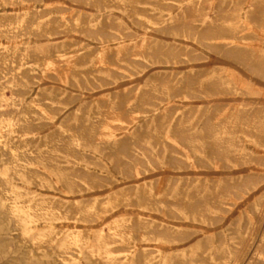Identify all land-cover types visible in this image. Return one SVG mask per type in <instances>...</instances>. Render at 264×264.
Returning a JSON list of instances; mask_svg holds the SVG:
<instances>
[{
    "label": "rangeland",
    "instance_id": "1",
    "mask_svg": "<svg viewBox=\"0 0 264 264\" xmlns=\"http://www.w3.org/2000/svg\"><path fill=\"white\" fill-rule=\"evenodd\" d=\"M0 1L4 13L34 10L42 20L80 16L95 23L85 31L57 32L54 41L45 34L33 42L43 59L70 47L79 48L72 53L77 58L69 60L70 69L53 64L23 74L31 87L18 93L29 104H43L41 110L33 107L38 117L30 145L35 152L45 149L59 129L73 128L82 135L91 127L108 128L112 136L85 135V142L74 147L60 136L52 162L34 167L50 182L28 185L32 194L58 197L70 215L95 205L102 214L92 221V247H98V231L118 221L163 239H136L130 264H143L144 252L154 254L158 248L187 252L180 264H202L198 254L234 250L244 232L240 257H232L230 264H264V149L245 136L251 131L246 125L264 115L262 0H225L220 17L229 23L210 29L204 24L197 33L179 36L170 28L140 25L101 2ZM134 1L160 14L188 7L179 9L174 2L180 0ZM233 4L240 14H231ZM215 11L212 7L211 16ZM119 17L126 24H119ZM92 50L108 66L97 68L91 60L98 57L83 56ZM235 114L238 119L227 122ZM100 115L108 120H98ZM4 160L0 156V165ZM90 259L86 248L82 264H107ZM0 264H42L17 243L1 216Z\"/></svg>",
    "mask_w": 264,
    "mask_h": 264
},
{
    "label": "bare ground",
    "instance_id": "2",
    "mask_svg": "<svg viewBox=\"0 0 264 264\" xmlns=\"http://www.w3.org/2000/svg\"><path fill=\"white\" fill-rule=\"evenodd\" d=\"M224 1L200 0L195 3L192 0L176 1L174 3L179 9L188 5L186 10L181 9L176 14H160L150 5L140 6L134 0H89L87 2L93 6L100 2L102 5L116 6L120 10V14L136 18L140 25L153 29L170 28L179 36L197 33L200 26L204 24H206L207 29H210L217 24L223 26L229 23L230 19L220 17V12L224 10ZM262 3H264V0H262ZM41 5L45 6L44 4ZM233 6L231 14H240L241 10L238 8V4H233ZM212 7L216 9L213 16L210 12ZM118 23L122 26L126 24L120 17ZM94 24L86 22L80 16L63 17L62 21L56 22L52 21L51 17L42 20L34 10H24L20 13L0 12V154L5 155V160L0 165V216L7 223L9 232L17 239V243L23 245L29 256L34 257L38 260V263L42 264H46L48 260H53L56 264H82L83 252L86 248L89 257L95 261L104 259L107 264H114L117 261L127 264L130 261L129 257L136 250L137 245L134 243L136 239H151L156 242L163 240L155 234L137 233L128 226L127 222L120 223L118 221L113 225L106 226V228H101L97 233L98 247H92L90 244L93 234L92 221L94 217H99L102 214L101 211L95 208V205L86 206L70 215L61 201L57 199L58 197L44 194L34 195L27 188L30 184H48L50 182L35 171L34 167L39 163L52 162L51 156L56 153L54 144L60 140V136L66 138L70 147L79 146L82 142H85V135L112 136V131L108 128L97 130L91 127L82 135L77 134L73 128L59 129L58 133L52 135L45 149L43 148L39 152L36 151V153L32 148L33 146L30 145V139L36 136L31 127L38 117L33 107L41 110L43 104L34 99L33 103L29 104L18 93L19 89L25 90L31 87L30 82L23 78V74H34L40 68L50 69L53 64L70 69L72 64L69 60L77 58V55L73 56L72 53L79 48L70 47L54 50L49 53L48 58L43 59L37 56L36 43L33 42L39 38H44L42 36L45 34L47 39L54 41L55 36L58 35L57 32L61 34L77 29L85 31ZM261 24L264 25V18H262ZM119 33L121 34V32ZM81 46L82 49L87 47L84 44ZM91 46L99 45H90L89 47ZM94 53L93 50L86 51L83 56H92L93 58ZM96 57L99 58L98 55ZM34 58H36V63L31 66L30 60ZM91 63L97 68H100L101 65H107L106 60L102 58H99L96 62L91 60ZM18 76L21 79L23 78L20 83L17 81V79H20ZM20 106H23L21 116H16L15 112L19 110ZM238 116V114H235L226 120L233 123L238 119ZM98 120H108V118L100 115ZM222 126V130H224L226 123ZM246 127L249 130L251 129L249 133L245 134L246 138L264 149V140L262 139L264 136V115L253 119ZM72 220H75L76 223L80 221L83 225H70L69 222H72ZM246 233L242 234L234 250L225 248L219 256L212 250L198 254L203 255L199 259L200 263L230 264L232 257H240L241 253H239L238 247H240ZM156 250L154 254L144 252L143 264H180L186 261L188 255L185 251L171 252L159 248Z\"/></svg>",
    "mask_w": 264,
    "mask_h": 264
}]
</instances>
